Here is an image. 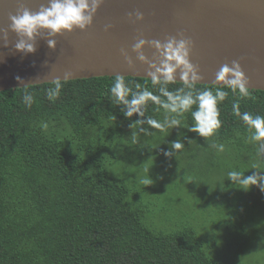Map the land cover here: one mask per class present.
Instances as JSON below:
<instances>
[{"label": "trees", "instance_id": "obj_1", "mask_svg": "<svg viewBox=\"0 0 264 264\" xmlns=\"http://www.w3.org/2000/svg\"><path fill=\"white\" fill-rule=\"evenodd\" d=\"M125 79L133 93L139 83L166 100L150 80ZM113 82L67 81L54 101L47 98L49 84L0 93V264H221L192 227L167 234L148 224L146 195L133 194L126 184L127 164L108 158V140L135 148L131 139L140 141L145 129L161 131L148 118L176 115L148 101L144 116H125L126 107L111 96ZM165 87L187 91L182 83ZM213 87L196 85L194 91ZM225 91L217 105L221 127L203 137L245 147L250 132L233 104L241 113L264 116V92L249 90L241 98ZM25 94L34 97L31 107ZM178 118L181 125L169 129L195 123L191 112ZM243 158L247 163L255 156Z\"/></svg>", "mask_w": 264, "mask_h": 264}, {"label": "water", "instance_id": "obj_2", "mask_svg": "<svg viewBox=\"0 0 264 264\" xmlns=\"http://www.w3.org/2000/svg\"><path fill=\"white\" fill-rule=\"evenodd\" d=\"M48 4L49 0H0V93L63 79L66 72L73 74L69 81L116 74L149 79L148 66L137 59L133 44L139 38L165 43L171 37L193 42L191 62L203 77L197 85L214 86L220 67L236 61L249 80V90L264 92V0H104L87 31L43 34L36 38L34 53L18 51L19 37L9 27L10 15L21 6L38 12ZM137 11L143 14L142 21L135 19ZM48 39H55L54 49ZM145 55L158 62L154 48H146ZM175 83H182L178 74Z\"/></svg>", "mask_w": 264, "mask_h": 264}, {"label": "rangeland", "instance_id": "obj_3", "mask_svg": "<svg viewBox=\"0 0 264 264\" xmlns=\"http://www.w3.org/2000/svg\"><path fill=\"white\" fill-rule=\"evenodd\" d=\"M131 140L135 148L114 146L108 140L112 147L107 154L112 161L127 164L123 179L132 193L146 195L148 224L167 234L192 227L212 245L209 256L221 264H264V191L256 186L242 190L246 186L228 178L230 171L245 175L264 171V160L255 154L258 142L248 139L245 147L223 144L224 151L219 152L212 147L219 143L190 131V126L154 133L145 129L140 141ZM177 141L183 145L180 150L172 148ZM165 152L172 155L166 157ZM253 155L255 159L246 163L243 156ZM137 176L153 183H139Z\"/></svg>", "mask_w": 264, "mask_h": 264}, {"label": "clouds", "instance_id": "obj_4", "mask_svg": "<svg viewBox=\"0 0 264 264\" xmlns=\"http://www.w3.org/2000/svg\"><path fill=\"white\" fill-rule=\"evenodd\" d=\"M103 4L104 0H49L48 6H41L38 12H33L28 7L21 6L16 14L9 17L11 22L9 27L19 37L15 48L25 54L34 53L38 36L46 34L48 37H56L76 30L87 31L93 25L94 18ZM135 19L142 21L144 16L137 11ZM106 30L108 29L106 28ZM4 40L7 43V30L4 31ZM47 42L50 48L54 49L56 47L55 39H48ZM149 46L158 52V62L157 60H149L145 55V49ZM192 47L193 42L184 37L180 39L171 37L165 43L158 40L148 41L144 38L136 40L132 46V51L141 63L148 66V80L151 81L153 87L161 86L159 91L166 100H162L153 91L142 88L139 83L135 84L138 91L133 93L129 86L131 82L126 81L125 76L116 74L110 87V93L117 104H123L126 107L125 116L132 117L134 114L144 116V108H146L147 102L153 101L163 108L166 113L170 112L176 115L172 118L165 115L163 121L148 118L147 123L152 128L163 131L179 127L181 119L178 117H182L186 112H191L192 119L195 121L190 127L192 132L208 137L221 127L217 105L228 96L229 93L225 89H230L232 93L238 92L241 98L247 97L250 95L249 80L240 63L233 61L231 65L223 64L216 72V82L213 89L194 91L198 82L203 80V77L200 75L199 67L191 62ZM122 55H124L129 66L133 67L134 63L128 53L124 51ZM177 74L184 88L187 89L186 92L183 89L173 92L165 87L176 82ZM72 78L73 74L66 72L63 79L55 78L47 82L50 85L46 90L47 98L51 101L58 98L64 83ZM16 79L22 85L24 84L20 77ZM23 100L28 107H31L34 97L31 94H25ZM193 106H196L195 110H192ZM233 112L248 125L249 141L252 143L258 142L256 157L258 160H264V116L252 115L248 112L241 113L239 103L233 104ZM44 127L46 128L47 125L45 124ZM212 147L219 152L224 151L223 144L213 143ZM172 148L180 150L183 145L177 141L172 144ZM164 155L170 157L172 153L165 152ZM253 167L257 168V165L254 164ZM228 178L235 183L246 186L241 188L242 190L247 191L252 186H256L264 191V171L255 170L252 175L230 171ZM136 180L144 185L153 183L149 177L141 178L137 176Z\"/></svg>", "mask_w": 264, "mask_h": 264}]
</instances>
